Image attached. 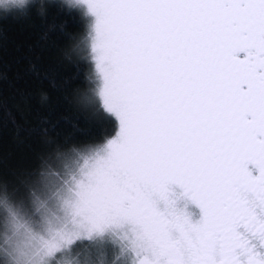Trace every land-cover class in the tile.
I'll return each mask as SVG.
<instances>
[{"label": "snow or ice", "instance_id": "snow-or-ice-1", "mask_svg": "<svg viewBox=\"0 0 264 264\" xmlns=\"http://www.w3.org/2000/svg\"><path fill=\"white\" fill-rule=\"evenodd\" d=\"M12 14L74 22L75 99L108 128L0 152V264H264V0H0Z\"/></svg>", "mask_w": 264, "mask_h": 264}, {"label": "trees", "instance_id": "trees-1", "mask_svg": "<svg viewBox=\"0 0 264 264\" xmlns=\"http://www.w3.org/2000/svg\"><path fill=\"white\" fill-rule=\"evenodd\" d=\"M49 23L55 26L16 14L0 17V152L20 165L33 158L42 126L53 134L78 136L99 135L108 128L96 123L75 99L82 72L61 54L67 43L64 31H75L74 22L63 18V29L60 19Z\"/></svg>", "mask_w": 264, "mask_h": 264}]
</instances>
